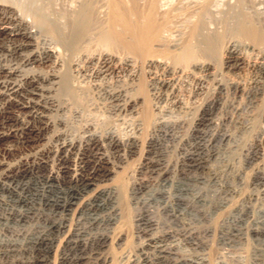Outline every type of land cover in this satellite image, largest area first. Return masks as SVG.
I'll return each instance as SVG.
<instances>
[{"label": "bare ground", "instance_id": "6f19581e", "mask_svg": "<svg viewBox=\"0 0 264 264\" xmlns=\"http://www.w3.org/2000/svg\"><path fill=\"white\" fill-rule=\"evenodd\" d=\"M232 1L239 13L232 14L236 8L229 13L212 10ZM26 2L33 8L0 0V223L24 229L22 234L17 231L22 240L0 241V258L27 257L18 264H115L121 254V261L128 258L130 264H201L179 257L172 246L175 237L204 246L196 228L178 226L181 229L174 231L153 213L178 223L186 211L207 218L206 205L217 210L218 217L243 210L237 203L215 204L207 199L208 189L195 192L191 183L210 171L214 148L231 140L233 133L227 129H244L242 107L221 114L227 92L243 99L247 109L264 105V0ZM46 63L52 69L47 70ZM74 67L89 84L79 88L102 99L100 109L138 115L137 136L125 139L99 132L87 122L80 126V136L68 137L64 115L84 119L91 108H98L91 99L81 107L59 96ZM240 71L246 85L237 76ZM181 74L191 82L192 94L205 95L188 130L178 136L164 124L149 122L152 112L146 105L176 99ZM177 139L181 156L172 166L160 159V149ZM254 140L246 161L259 162L253 170L259 173L264 131ZM134 161L138 164L128 204L140 210L133 220L137 242L130 252L129 236L123 232L128 209L121 185ZM258 173L254 176L264 180ZM220 190L225 192L222 186ZM252 197L246 193L243 200ZM234 222L232 232L221 233L228 241L264 237L261 222L249 226L241 217ZM216 231L203 230L207 235ZM260 252L264 262V249Z\"/></svg>", "mask_w": 264, "mask_h": 264}, {"label": "rangeland", "instance_id": "374dc122", "mask_svg": "<svg viewBox=\"0 0 264 264\" xmlns=\"http://www.w3.org/2000/svg\"><path fill=\"white\" fill-rule=\"evenodd\" d=\"M11 1L14 4V6H17L16 3H18V5L25 4V6L27 5L29 8H31V7L33 8V6L30 4V2H29V4H30L29 5L28 2H26V0H21L22 2L20 0H11ZM27 1H29V0H27ZM230 3L222 2L220 5L219 4L217 5L221 9H218V7L216 9V7H215L216 10L214 8L212 10L218 11V13L220 11L221 12L226 11L229 13V12H232L233 10H235L233 8H236V10L233 11L232 14H234V12L239 13L240 7H235L236 4L233 5L234 4L233 1H232V4H230ZM226 5H227V7H226ZM230 6H231V8H230ZM227 8H229L231 10H229ZM42 38L44 39V37H42ZM47 38L46 39L49 40L50 42L53 41L55 43V40L52 39L50 36ZM212 54L213 53H209V55H210L209 57L217 60L216 55L215 54L212 55ZM76 64H77V62H76ZM36 66H38V64H36ZM44 67H46L47 70L52 69L50 67V63H46L44 65ZM79 69L80 68H78V67H74L71 69L73 71L70 73V75H73V77L70 76L66 79V81L67 80H69V81L66 82L67 83V84H65L66 88H63L64 92L61 91L60 92L61 95L59 93V96L60 97L62 96L61 98H64V99L69 98L70 100L75 101L74 103L76 105L77 104L81 105V107L84 106L83 104H85L87 100L91 99L90 103H93V102L98 103L97 104L98 108L94 109V110L91 108V110H89L92 112L91 114L89 112H86V113H89L90 115L86 114V116L84 118L85 120L83 118H81L80 116L79 117L76 116V118H75L73 116H69L68 114L64 115L63 119L66 120V124H67L66 130L68 132V137L76 138V137L80 136L81 135V130H80L81 127L80 126H82L83 124H85L87 122H89V123L91 122V123L95 124L98 127L99 132H113L115 134L117 133V134H120L121 137H123L125 139L127 137H129L130 135L137 136V132L140 128L139 123L137 121L138 115L135 113L134 114L125 113L123 115H120V114L106 112L105 110L100 109L101 108L100 102L103 103L102 99L99 98L95 93H91V91L89 92L86 89L81 90L82 88L81 89L79 88L82 86H84V88L89 86V84L87 83L88 81L83 79L84 77H82V75H81L82 73L79 72ZM56 70H59V68H56ZM212 72H214V71H212ZM75 75H77V78H75ZM183 76H184V74H181L180 78L182 79V81H181L182 88L180 89L179 96L176 99H171L170 101L165 102V103H159L160 105L158 104L155 107H152L153 102L150 103L151 101L149 102V106L146 105L148 112L149 113L152 112L151 114L154 115V117L151 116V114L149 115V117H150L149 122L154 124V122L157 121L155 123L164 124L169 130L173 131L174 133L177 132L178 136H180L181 134L182 135L185 134L186 131L188 130V126H189L190 121L193 119L194 115L195 116L197 115V112H198L197 109L198 108H196V107H198L201 104V102L203 101L204 95H205L201 92L198 94H192L193 90H191L192 89L191 82L187 78H184V80H183V78H182ZM201 76L205 77L206 74H201ZM237 76H240L242 78L241 84L246 85L247 80H246L245 73L240 71ZM151 78H153V76ZM229 78H231V75L229 73H227V75L225 76V79H227V81H228ZM77 79H79V80H77ZM119 79L121 80V78H119ZM122 80L124 82H128L126 78H122ZM228 82L231 83V81H228ZM77 83L79 84V86ZM80 83H82L81 86H80ZM97 83L98 82H94L93 84H97ZM72 85H74L75 87ZM67 87H69L70 89L67 90L68 89ZM76 87H78V88L76 89ZM64 89H66V91ZM79 91H81V92H79ZM131 92H133V91H131ZM69 93H70V96H69ZM63 94H64V97H63ZM66 94H68V95H66ZM130 94H132V93H130ZM71 95H73V96H71ZM65 96H67V97L65 98ZM71 97L72 98L74 97V98L72 99ZM88 97H90V98H88ZM92 99L94 101H92ZM81 100H82V102H81ZM149 100H147V101H149ZM241 100L239 97L234 96L231 93V91H228L227 95L225 96V101L227 102V103L226 102L225 103L227 106L225 105L226 107L223 108L224 110L222 109L221 114H227V113L230 114L232 112L231 109L236 108V107H238V108L242 107L244 109L243 120L245 121V119H246L245 122L243 121L245 123L243 125L244 132L242 129H239V128H234V127L228 128L227 130H229V133L230 134L233 133L231 140L228 143H220L217 145L216 148H214L215 149L213 151L214 157L209 159V161H208V167H209L210 171L207 172L206 174H201L200 176H198V182L199 183L193 182L191 184H192V188L195 192L203 191L204 188L206 190L208 189L209 192L207 194L208 195L207 199H212L215 204L220 205V204H226V203H230V202L231 203H237V204H241L240 208L241 209L243 208V210L241 212L236 211V212L232 213L230 216H228L227 218L225 217V215L224 216L220 215V217H218L219 212L217 210L211 209L209 207V205H206L203 208L207 211V218L199 215L198 213H195L192 211H186L185 215H183L179 218L178 223L173 222L170 218L166 217V215L162 214L161 212H159V214H158V212L154 211V213H153L154 218L155 219L157 218L156 220H160L159 222L161 223L162 226L170 227L174 231L180 230L181 229L180 227H182V226L183 227H185V226H187V227L191 226L192 227L193 226L196 228V230L198 231V242L199 241L204 242L206 245L204 244V246L198 247L195 242L188 243V242L182 240V238L175 237L172 240V241H174L173 242L174 244L172 243V246L176 249V253H177V255H179V257H181V255L186 257V258L189 257L192 261H194V262L197 261V263H201V264L202 263L203 264H264V262H261L259 260L261 258V254H262L260 252V250L264 249V237L254 238V237H251L250 235H248L245 239L240 240L239 242H230L227 239H225L223 234H221V233L232 232L234 224H235L234 220L238 219L239 217H241V219H244L245 221H247L248 224L250 221L249 226H252V224H254V222L258 221V222H261V225L264 227V217H263L264 216V185L262 184L264 182V180H262L260 178H256L254 176L255 173H258V170L255 172L253 170L256 169L255 165L259 162L255 161L252 165H250L246 161L247 149H249L254 144V142H255L254 139L259 135V133H262L264 131V110H263L264 105L261 104V106L263 105V107H261L259 105L262 110L259 109L260 108L259 106H258V108L256 107L255 109H249L248 108L249 109L248 110L247 108H245L246 107L245 101L243 99H241ZM147 104H148V102H147ZM257 113H258V116H257ZM220 116H222V115H220ZM187 123H188V125H187ZM178 127H180V128H178ZM182 127L185 129H183ZM180 131L181 132L183 131V132L181 133ZM176 144H178V139L171 142V144L167 143L166 145H164L160 149V159L164 160L166 163L171 164L172 166H174V164L179 162V159L181 156L180 155L181 151L179 150V147ZM136 158L137 157H134L131 160H135ZM137 164H138V161H134L133 164L128 166L126 173L123 174L124 182L122 180V185H121L122 186L121 187L122 193L125 196V197H123L122 202L125 203L124 205H126L127 209H128V211H127L128 214L126 216L127 221L125 222L126 224H124L125 229L123 228L124 229L123 232L127 236H129V241H128L126 248L130 252H134V250H135L134 247H135L136 242H137V240L134 237L135 236V225H134L133 220H134L135 214L140 209L135 207V206H132L131 204H128L129 202H128V195H127L128 193L127 192L130 189V186L132 183V177L131 176L134 173L133 170H135V166H137ZM252 166L254 167V169ZM261 168H263L262 169L263 172L260 170ZM257 169H259V171H260L257 175L263 174L262 178H264V166H261V167L258 166ZM202 175L203 176L205 175L204 178ZM258 181H260V182H258ZM245 185L247 187H245ZM221 186L224 187L225 192L224 191L220 192ZM215 189H216V191H215ZM226 190H227V192H226ZM218 191L220 192V194ZM246 193L253 194L252 200H250V201L243 200V197ZM214 195H216V196H214ZM4 196H7V195L5 194ZM124 201H126V202H124ZM243 211H247V213L246 212L243 213ZM2 214H4V213L2 210H0V216L1 217L3 216ZM40 224L43 226L42 222H40ZM4 225L5 224L0 223V241H6V240H8V241L9 240L20 241V240H22L21 239L22 235H20L19 233L22 234L24 232L23 231L24 229H22L18 225L16 227L15 226L16 224L12 223V222L9 225L8 224L5 226ZM7 226H9V227H7ZM178 226H180V227H178ZM203 227H204V229H203ZM207 227H210L212 229H216L217 233L214 235H211V234L207 235L205 232H203V230H205V228H207ZM244 227H246V226H244ZM228 229H229V231L227 232ZM15 230H16V232H15ZM17 231L19 232L18 234H17ZM244 232H246V230H244ZM8 237L11 239H9ZM214 237L215 238L217 237L216 240ZM211 241H212V244H211ZM259 243H261V244H259ZM210 247H212V248H210ZM260 247H261V249H260ZM206 249H208V250H206ZM209 249H211V251ZM208 253H211V255ZM117 256L118 257H117L115 264H130L129 261L126 262V259H128V258L124 259L125 261L124 260L121 261V258H119L121 256V254H119ZM18 258L16 257L15 259L10 258V259H5V260H2L0 258V262L2 264H18L17 261H22L23 259L27 260L26 256L25 257L18 256Z\"/></svg>", "mask_w": 264, "mask_h": 264}]
</instances>
